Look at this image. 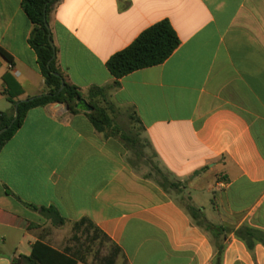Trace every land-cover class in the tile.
I'll return each instance as SVG.
<instances>
[{
  "label": "crops",
  "instance_id": "1",
  "mask_svg": "<svg viewBox=\"0 0 264 264\" xmlns=\"http://www.w3.org/2000/svg\"><path fill=\"white\" fill-rule=\"evenodd\" d=\"M162 20L179 48L116 86L109 59ZM49 26L86 103L91 88L107 89L99 105L117 125L130 112L139 131L106 138L65 102L30 110L0 151V264H25L37 242L97 264L72 243L93 241L90 225L119 248L113 264H264V0H60ZM32 29L21 0H0V49L13 58L0 56L1 112L12 108L5 75L18 100L48 91ZM179 194L224 230L218 240ZM50 207L63 226L39 211Z\"/></svg>",
  "mask_w": 264,
  "mask_h": 264
},
{
  "label": "trees",
  "instance_id": "2",
  "mask_svg": "<svg viewBox=\"0 0 264 264\" xmlns=\"http://www.w3.org/2000/svg\"><path fill=\"white\" fill-rule=\"evenodd\" d=\"M60 0H21V6L24 13L32 23L33 29L29 38V44L37 55V61L40 71L44 77L48 91L38 97L27 100H18L22 94L21 86L13 81L9 75L3 77L8 90L4 92L8 102L12 105L10 112L0 111V130L8 127L15 119V106L20 103L19 115L12 127L0 136V151L5 144L14 137L17 131L22 127L27 113L38 107H45L53 103H67L70 112L76 114L85 111L95 130L103 134L106 138L120 137L127 143L131 141L124 132H121L119 126L110 116L108 110L100 106L96 100L106 99L107 89L94 87L90 89L88 103L83 99L81 90L71 84L67 76L62 72L58 65V49L53 43L50 30V17L55 6ZM51 36V42L49 37ZM181 42L176 31L168 20H162L146 29L132 44L124 50L114 54L107 62V68L111 75L116 79L115 85H119V80L136 71L156 67L165 63L179 48ZM0 56L8 63L13 64V58L4 50L0 49ZM64 83V89L61 90ZM162 187L177 188L180 185L170 184L164 180ZM185 209L191 215L197 226L203 227L214 234L216 240L223 229L210 224L206 218L190 200L185 204ZM42 215L51 220L55 226H63V219L58 210L54 207L41 208ZM87 220L75 224L74 230L81 229ZM93 229L92 240L99 237L108 241L106 236H101L100 232L90 225ZM218 255L221 256L223 247L216 245ZM120 250L116 246L111 247V254L105 264H113V258L119 254ZM22 261L25 264H78V260L70 256L67 252H59L47 244L37 242L29 257L23 256Z\"/></svg>",
  "mask_w": 264,
  "mask_h": 264
},
{
  "label": "rangeland",
  "instance_id": "3",
  "mask_svg": "<svg viewBox=\"0 0 264 264\" xmlns=\"http://www.w3.org/2000/svg\"><path fill=\"white\" fill-rule=\"evenodd\" d=\"M96 102L98 103V100H96ZM3 107H5V109L11 108V105L7 101H4ZM121 114L122 117L118 125L121 132H138L139 126L134 121V119H131L132 117L130 112L125 111ZM143 153L146 164L151 166L154 163L152 152L149 150V148H145ZM178 201L180 204L185 206L188 199H186L183 194H179ZM81 240L82 241L80 242L72 241V243L75 244V248H81L89 259H94V263L99 264L102 258L108 257L111 254V244L107 240L102 239V237H99L93 241L88 238L86 239L85 237H81Z\"/></svg>",
  "mask_w": 264,
  "mask_h": 264
},
{
  "label": "water",
  "instance_id": "4",
  "mask_svg": "<svg viewBox=\"0 0 264 264\" xmlns=\"http://www.w3.org/2000/svg\"><path fill=\"white\" fill-rule=\"evenodd\" d=\"M49 41L51 42V44H53L52 41H51V36L49 37ZM63 89H64V83L62 85L61 90H63ZM20 103L21 102L17 103L16 106H15V119L13 120V122L8 127L3 128L2 130H0V136H2L5 132H7L12 127V125L14 124L16 119L18 118Z\"/></svg>",
  "mask_w": 264,
  "mask_h": 264
}]
</instances>
